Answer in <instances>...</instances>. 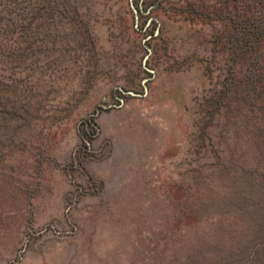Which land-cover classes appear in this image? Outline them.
<instances>
[{"label":"rangeland","instance_id":"1","mask_svg":"<svg viewBox=\"0 0 264 264\" xmlns=\"http://www.w3.org/2000/svg\"><path fill=\"white\" fill-rule=\"evenodd\" d=\"M190 1L78 0L93 52L19 74L0 114V264H264V113L208 106L221 26Z\"/></svg>","mask_w":264,"mask_h":264},{"label":"trees","instance_id":"2","mask_svg":"<svg viewBox=\"0 0 264 264\" xmlns=\"http://www.w3.org/2000/svg\"><path fill=\"white\" fill-rule=\"evenodd\" d=\"M78 5V0H0V114L16 111L13 98L20 73L29 78L37 71L38 80L55 63L77 61L93 52L88 29L79 31ZM183 12L221 26L211 25L216 30L205 39L212 59L222 55L225 70L208 106L231 109V102H237L239 109L264 113V0H192ZM150 24L146 21L135 30L146 33V41L164 40L161 29L148 31ZM71 36L78 37L74 42L83 52L70 47ZM204 62L208 65L210 60ZM2 76L6 83H1Z\"/></svg>","mask_w":264,"mask_h":264},{"label":"water","instance_id":"3","mask_svg":"<svg viewBox=\"0 0 264 264\" xmlns=\"http://www.w3.org/2000/svg\"><path fill=\"white\" fill-rule=\"evenodd\" d=\"M133 6V5H132ZM134 11L136 12V9L133 7ZM130 94H134L133 92H129Z\"/></svg>","mask_w":264,"mask_h":264}]
</instances>
